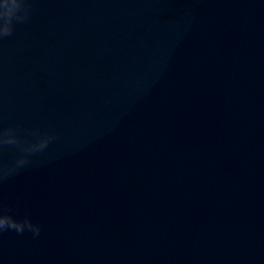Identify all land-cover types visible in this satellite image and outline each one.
I'll list each match as a JSON object with an SVG mask.
<instances>
[{"label": "water", "instance_id": "obj_1", "mask_svg": "<svg viewBox=\"0 0 264 264\" xmlns=\"http://www.w3.org/2000/svg\"><path fill=\"white\" fill-rule=\"evenodd\" d=\"M25 4L0 214L39 233L0 231V264H264V0Z\"/></svg>", "mask_w": 264, "mask_h": 264}, {"label": "clouds", "instance_id": "obj_2", "mask_svg": "<svg viewBox=\"0 0 264 264\" xmlns=\"http://www.w3.org/2000/svg\"><path fill=\"white\" fill-rule=\"evenodd\" d=\"M25 10V0H0V37L8 36L12 33L13 19L22 20L24 18L23 15H19L18 13ZM10 137L8 136L0 140V143H15V140L10 139ZM46 143L47 140L40 144L38 148H43ZM25 227L33 230L36 234L39 233V228L33 225L27 218L21 222L14 219L11 215L0 214V231L13 229L17 232H23Z\"/></svg>", "mask_w": 264, "mask_h": 264}]
</instances>
